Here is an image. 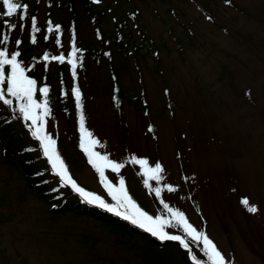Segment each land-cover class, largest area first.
Wrapping results in <instances>:
<instances>
[{
    "label": "rangeland",
    "instance_id": "obj_1",
    "mask_svg": "<svg viewBox=\"0 0 264 264\" xmlns=\"http://www.w3.org/2000/svg\"><path fill=\"white\" fill-rule=\"evenodd\" d=\"M86 1L101 13L98 26L111 43L114 63L124 70L119 84L125 97L118 111L111 103L105 54L98 63L87 62L85 74L78 76L77 85L85 96L84 128L97 141L92 151L122 165L118 172L104 167L106 181L119 188L123 180L142 211L170 222L164 229L170 235L182 237L184 231L171 215L182 213L198 235L215 245L225 264H264V0ZM16 2L34 12L38 31L31 39L28 28L17 29L21 47L29 55L41 56L46 49L58 55L59 43L67 56L69 32L48 34V19L66 22L69 14L80 13L82 0ZM133 11L136 18L123 22L124 14ZM1 19L0 9V32ZM77 27L83 46L99 49L93 26L79 17ZM118 36L129 44V51L138 48L136 56L117 53ZM54 58H41L36 67L39 82L48 68L57 90L60 70L70 84L71 65ZM27 66L21 63L24 70ZM134 95L144 103L138 102V108L130 103ZM48 108L44 132L55 141L69 175L85 191L115 204L80 150L81 118L75 113L54 114ZM37 112L42 114V109ZM27 123L29 140L33 129L31 121ZM134 160L146 164L141 167ZM157 164L162 171L154 179L149 170ZM243 198L257 212L250 213L241 203ZM187 237L204 250L202 239ZM195 258L141 235L115 234L77 214L53 217L0 158V264H204L208 260L201 253Z\"/></svg>",
    "mask_w": 264,
    "mask_h": 264
},
{
    "label": "trees",
    "instance_id": "obj_2",
    "mask_svg": "<svg viewBox=\"0 0 264 264\" xmlns=\"http://www.w3.org/2000/svg\"><path fill=\"white\" fill-rule=\"evenodd\" d=\"M65 7L68 9L70 7V3H67ZM0 9H1V22L3 24V29L0 32V51H5L8 53V58H11V54L19 53L20 55L17 57V62L21 65V63L28 64V68L25 70V75L36 81V88L34 91V95L36 98L44 103L45 99L48 101V106L51 108L54 114H65L70 115L75 113L81 118L83 115V120H85V107H84V97L83 92L81 91L78 84V76L79 74H85L86 63L89 61L98 63L102 54L108 59V63L110 64V76H111V95H112V105L118 111L122 105V98L125 97L124 89L121 88L119 84V78L124 73V70L119 67V64L114 63L113 54L111 50V43L108 38H105L103 30L98 26V19L101 15L94 6L86 0H82V6L80 13L77 11L73 14H69L66 22H55L53 19H48L47 33L52 34L54 37L60 35L63 30H67L70 34V51L65 56L59 43H56V51L59 53L58 55H51L46 49L43 51L41 56L38 55H29L21 47L22 41L16 37L15 31L17 29L23 30L28 28L30 32L31 39H36L38 35V31H36V23L35 28H33V20L36 21V17L34 12L27 11L25 9H19L17 13L13 17H7L5 13V9L2 5V0H0ZM23 16V19L20 17ZM137 16V11L127 12L122 17V21L125 22L127 20H134ZM81 17L82 20H87L90 25L94 28V34L99 42V49L91 50L86 48L82 44L81 34L77 27V19ZM85 18V19H83ZM12 19L14 23H8V21ZM26 19H28V26H26ZM7 28V29H6ZM58 29V30H57ZM116 30L120 33V27H117ZM121 34V33H120ZM142 34V33H141ZM117 47L119 51L117 52L119 55H123L127 57L130 53L134 56L137 55L138 48L133 47V51H129L128 43H124L122 39L118 36ZM59 41V40H58ZM75 51L76 55L73 58L76 63L75 68V76H73L72 65L70 66L71 72V82L68 84L65 81L63 76V70H60V83L58 85L57 90L51 83L52 77L49 75L48 68L43 73L42 81L39 82L38 71L36 67L37 60L41 58L43 60L45 56H47V60H50L52 57H60L63 56L64 60L68 61L70 53ZM110 54V55H109ZM11 68L9 65L5 66V80L7 76L10 75ZM47 87L48 94L47 97L43 96L39 89ZM6 83L4 85H0V90L5 92V98L13 100L11 106L4 105L2 101H0V158L1 162L8 167H11L16 174L19 175L23 180V184L26 190L30 192L31 195L42 204L46 205L48 208V212L53 217L61 218L66 214H77L79 217L89 218L96 223H100L103 227L110 229L115 234H125V235H141L143 238L157 244L158 246H175V249L181 253L190 252L193 257H196L198 253L202 255L205 254L203 248H199L197 244L191 241L187 235L183 232L182 237L187 241L189 251L180 248L179 245H160L154 239H150L148 234L144 232L141 228L134 226L130 222L121 219L116 215H112L110 213L103 212L97 208L91 207L86 203H82L75 195H73L66 187L60 186V180L56 177L51 169L50 164L45 161V157L43 155V151H41L40 143L35 140L33 135L31 134V138L26 135V130L29 129L28 121H24L22 116L18 111H14L16 108V101L14 98L7 96L6 94ZM78 89L80 93V106H77L76 97L73 94V90ZM34 97V96H33ZM137 95L133 96L134 102H130L132 105L138 108L140 104H144L141 99L136 98ZM142 102V103H141ZM53 103L58 104V107L53 108ZM146 105V104H145ZM144 105V110L148 109V106ZM81 127V125H80ZM84 127V122H83ZM86 133V129L84 128ZM55 181V182H54ZM196 259V258H195ZM204 264H211V261L208 259Z\"/></svg>",
    "mask_w": 264,
    "mask_h": 264
},
{
    "label": "snow or ice",
    "instance_id": "obj_3",
    "mask_svg": "<svg viewBox=\"0 0 264 264\" xmlns=\"http://www.w3.org/2000/svg\"><path fill=\"white\" fill-rule=\"evenodd\" d=\"M93 2H98V0H93ZM3 8L6 10L5 15L7 17H13L19 9L22 8V5L16 0H2ZM23 19V16L20 17ZM33 28H35V20H33ZM58 30V29H57ZM20 54L14 53L11 54V58H8V53L5 51H0V85L6 83V94L15 99L16 108L14 111H18L22 116L24 121H31L32 135L35 139L40 142V146L43 149L44 156L47 158L51 169L54 175L58 176L60 179V186L66 187L70 186L72 191L78 193L82 200L89 205H94L99 207L107 212L112 213L124 219L134 226L141 228L142 230L150 233L153 237L158 238L161 241H178L183 247L187 248L188 245L185 241L177 235H170L164 229L165 226L170 222L162 220L159 216L153 219L146 212L142 211L128 195L123 180L120 181L119 188H113L104 177V167L111 168L112 171L118 172L122 165L113 163L107 160V157H101L97 153L92 151L93 146L96 145L97 141L91 139L90 133H85L83 127V115H81V149L88 156L89 163L96 169L100 174L101 182L104 184V187L107 189L109 195L112 197V200L115 201V204L109 205L104 202L99 196L94 195L90 192L85 191L82 187H79L77 183L72 179L68 173V169L64 161L56 152L55 141L45 134L44 132V118L49 115V108L47 106L48 101L45 99L43 104L37 103L33 98L34 91L36 88V81L28 78L25 75V70L17 62V57ZM76 53L73 51L70 53L68 63L72 65L73 76H75L76 63L73 59ZM47 56L44 57L47 60ZM61 63L64 62V57H55ZM9 65L11 68L10 75L7 76L5 80V66ZM40 93L47 97L48 88L43 87L39 89ZM73 94L76 97L77 106L80 104V93L78 89L73 90ZM0 101L4 105L11 106L13 100L5 98V92L0 90ZM42 109V114H38L37 110ZM39 122V123H38ZM88 136L89 139L85 140V136ZM98 161H103V164L98 163ZM134 163H139L141 167L146 164V161L139 160L133 161ZM153 176L152 178L158 179L159 173L162 171V168L159 164L155 168L149 170ZM147 184V180L145 181ZM168 191H174L171 187L168 188ZM156 195H160L159 189L156 191ZM241 203L247 208L250 213L257 212L255 206H250L247 198H243ZM167 208V205H165ZM173 219L182 227L185 234L192 237L196 241L202 239L204 251L208 259L211 261V264H225V258L221 253L216 249L215 245L203 234H197L196 230L187 222L182 213L173 211L171 213Z\"/></svg>",
    "mask_w": 264,
    "mask_h": 264
}]
</instances>
